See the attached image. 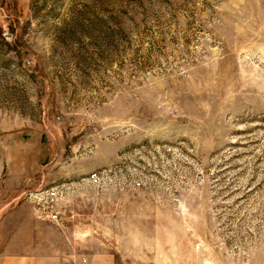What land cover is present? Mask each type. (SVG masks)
Instances as JSON below:
<instances>
[{
  "label": "rangeland",
  "instance_id": "obj_1",
  "mask_svg": "<svg viewBox=\"0 0 264 264\" xmlns=\"http://www.w3.org/2000/svg\"><path fill=\"white\" fill-rule=\"evenodd\" d=\"M0 264H264V0H0Z\"/></svg>",
  "mask_w": 264,
  "mask_h": 264
},
{
  "label": "built area",
  "instance_id": "obj_2",
  "mask_svg": "<svg viewBox=\"0 0 264 264\" xmlns=\"http://www.w3.org/2000/svg\"><path fill=\"white\" fill-rule=\"evenodd\" d=\"M108 177L107 170L96 171L89 175L87 181L92 186L99 187ZM69 189L70 186L62 185L30 194V201L38 218L61 226L62 218L58 208L65 192ZM82 261L83 263L86 262L85 260Z\"/></svg>",
  "mask_w": 264,
  "mask_h": 264
},
{
  "label": "crops",
  "instance_id": "obj_3",
  "mask_svg": "<svg viewBox=\"0 0 264 264\" xmlns=\"http://www.w3.org/2000/svg\"><path fill=\"white\" fill-rule=\"evenodd\" d=\"M37 218H38V216H37ZM38 220H40V219H38Z\"/></svg>",
  "mask_w": 264,
  "mask_h": 264
}]
</instances>
